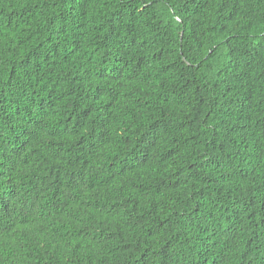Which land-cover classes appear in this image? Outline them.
<instances>
[{"label":"trees","instance_id":"trees-1","mask_svg":"<svg viewBox=\"0 0 264 264\" xmlns=\"http://www.w3.org/2000/svg\"><path fill=\"white\" fill-rule=\"evenodd\" d=\"M0 264H264V0H0Z\"/></svg>","mask_w":264,"mask_h":264}]
</instances>
